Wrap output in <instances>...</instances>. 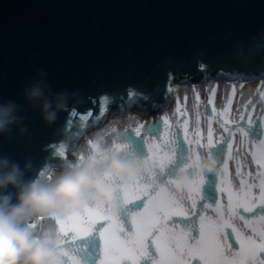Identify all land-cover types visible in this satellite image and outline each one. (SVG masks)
I'll use <instances>...</instances> for the list:
<instances>
[{
	"label": "water",
	"instance_id": "water-1",
	"mask_svg": "<svg viewBox=\"0 0 264 264\" xmlns=\"http://www.w3.org/2000/svg\"><path fill=\"white\" fill-rule=\"evenodd\" d=\"M261 30L264 0H0V100L20 105L27 128L24 136L13 129L11 138H0V154L21 165L29 160V175L37 178L49 160L45 146L62 139L58 129L66 127L73 137L65 144L70 156L108 119L120 120L134 108L150 117L163 114L173 103L174 84L264 82L260 57L246 63L236 58L237 47ZM39 71L47 72L54 93H78L75 117L65 111L45 127L24 105L23 88ZM129 89L150 99L135 97L129 104ZM105 95L113 102L98 121ZM261 132L258 121L253 138L262 140ZM228 152L223 150L226 164ZM65 161L41 179L49 182ZM205 177L219 183V176Z\"/></svg>",
	"mask_w": 264,
	"mask_h": 264
},
{
	"label": "snow or ice",
	"instance_id": "snow-or-ice-1",
	"mask_svg": "<svg viewBox=\"0 0 264 264\" xmlns=\"http://www.w3.org/2000/svg\"><path fill=\"white\" fill-rule=\"evenodd\" d=\"M198 63L199 68L206 71L203 61ZM260 78L264 81V70ZM208 90L212 92L210 86ZM196 91L194 89V93ZM259 91L264 98V84ZM135 97L150 99L147 94L129 89L128 103ZM103 99L105 106L96 114L98 121L107 113V105L113 102L108 95ZM213 102L209 99L207 104ZM225 102L227 107L212 109L215 117L205 107L203 122L190 123L189 119L165 114L161 122L147 123L130 116L133 122L123 131L117 132L112 127L101 132L102 138L109 130L116 133L105 139L106 146L149 160L156 175L118 193L123 209L116 217L107 216L99 207H86L78 216H69L56 224L60 246L71 249L76 240L95 234L100 242L99 254L103 257H98L100 264H264V139H252L257 120H264V105L253 115L252 109L257 106L252 100L243 112L231 108L227 97ZM120 107L123 110L124 104ZM192 108L199 114L195 102ZM190 111L177 109L180 117L189 115ZM76 115V110L71 112L72 117ZM90 116L91 112L83 119ZM260 135L264 136V132ZM244 136L249 137L250 146L252 143L260 145L247 156H242ZM90 142L87 140L88 146ZM213 149H217L216 157L223 169L218 184L205 175L193 177L187 172H184V182L177 183L187 160L212 156ZM224 149L229 150V160L243 161L237 164L231 181L223 160ZM44 150L49 153V160L39 173L45 176L53 164L66 159L68 152L65 145L56 142L46 145ZM77 155L82 160L89 153ZM252 163L257 165L254 171L259 173L258 184L255 179L247 180L241 171ZM247 175L253 176V172ZM237 178L238 184L235 183ZM256 188L258 192L254 191ZM129 223L130 231L125 228ZM66 264H80V261L73 256Z\"/></svg>",
	"mask_w": 264,
	"mask_h": 264
},
{
	"label": "clouds",
	"instance_id": "clouds-1",
	"mask_svg": "<svg viewBox=\"0 0 264 264\" xmlns=\"http://www.w3.org/2000/svg\"><path fill=\"white\" fill-rule=\"evenodd\" d=\"M260 57L264 61V30L237 47L236 58L248 62ZM78 93L53 92L48 74L39 71L23 88L21 99L37 112L41 123L51 127L60 113L74 111ZM13 129L24 136L27 128L20 115V105L0 100V138H11ZM65 145L73 137L67 129L57 130ZM89 155L75 165L65 161L54 181L29 175L32 164L23 165L0 154V264H66L73 257L62 248L55 230L48 224H59L69 216H78L86 207H99L109 217L118 216L123 203L118 193L144 179H153L156 169L143 157L106 146L104 138L93 135ZM184 172L193 177L205 174L221 176L223 169L216 156L203 155L186 161L177 177L184 182ZM79 260L77 257H75Z\"/></svg>",
	"mask_w": 264,
	"mask_h": 264
},
{
	"label": "rangeland",
	"instance_id": "rangeland-1",
	"mask_svg": "<svg viewBox=\"0 0 264 264\" xmlns=\"http://www.w3.org/2000/svg\"><path fill=\"white\" fill-rule=\"evenodd\" d=\"M204 84H206L205 91H204L205 98L201 99L199 94H197L196 96H198L199 99H196V97H195V101L202 102L203 107L204 108L207 107L208 111L213 115V117H215V112H212L213 108L219 109L220 106H222V105L226 106V107L228 106L227 103L225 102V97H227L228 101H231V108H233V109L236 108L233 105V102H235L237 106L239 104L240 108H238V109H240L239 111H241V112L247 110V105H248V102L250 100L254 101L257 107L252 109V114L253 115L259 110V106L264 105V98L261 97L260 91H259L262 84L258 85L253 91H251V94H250L251 98L250 99L245 98V96L247 94H244V93H243L244 97L242 95L239 96L240 95V93H239L240 91L239 90L241 89V87H240V85H237V83L225 84V83H221V82H206ZM239 84H241V83H239ZM242 85H244V84H241V86ZM209 86L212 88V92H209V90H208ZM186 88H188V87H186ZM215 95L220 96L219 104H217V106H215L214 104H211V105L207 104V101L209 99L213 100ZM178 108H179L180 111H185V109H182L181 106H174V107L170 106L163 114H161L159 116L150 117L148 115H145L139 109L134 108L128 114H126L125 116H122L120 120L113 121V120L108 119L104 129H102L101 131H98V132L90 133L86 137V139L83 140L78 145L77 150L72 155L68 156V161H70L71 163H73L75 165L76 163H78L80 161L78 159V155L77 154L84 153L86 155L89 152V146L87 144V140L91 139V137L93 135L101 137V135H100L101 132H103L105 129H110L112 127L116 128L117 132L123 131L129 124H131L133 122V121H131L129 119L130 116L131 117H135L139 121L147 122V123H158V122H161V118L165 114H168L170 117L175 115L178 119H185L186 118V119H189V121H191L189 115H187L185 117H180L178 112H177ZM258 121H260L262 123L263 129H264V120L258 119L257 122ZM247 126L248 125L245 122V127H247ZM221 131H223V130L221 129ZM114 135H116V133H113V132H111L109 130V132L106 134L104 140L105 139H110ZM252 139L257 141L254 138H252ZM242 140H243V143H242V149H243L242 156H247L250 151L251 152H256L259 149V147H260L259 143H252L251 146H250V140H249L248 136H244L242 138ZM233 143H235V141H233ZM145 154H147V150L146 149H145ZM248 159L251 160V156H248ZM242 163H243L242 160L233 161V163H232L233 171H232V174H231L230 178L234 177L235 168H236L237 164H242ZM251 165L254 168H257L256 164L252 163ZM241 171L245 173V178L247 180H253V179L256 180L255 177L247 175V173L249 171H252L251 167H242ZM55 172H60V171H55ZM49 182H51V180ZM235 183H237V184L239 183V179L238 178L235 180ZM258 183H259V180H258ZM254 191L258 192L259 189L256 188V189H254ZM47 227L50 228L49 225ZM99 245H100V242L98 240V237L90 235V236H87V237H83V238H81L79 240H76L73 243L72 248L70 249V251L73 254V256H75V257H77L79 259L80 264H100V260L98 259V257H99V255H100V259H102L103 257H102V254H99Z\"/></svg>",
	"mask_w": 264,
	"mask_h": 264
},
{
	"label": "bare ground",
	"instance_id": "bare-ground-1",
	"mask_svg": "<svg viewBox=\"0 0 264 264\" xmlns=\"http://www.w3.org/2000/svg\"><path fill=\"white\" fill-rule=\"evenodd\" d=\"M242 84V83H241ZM241 84L237 83V85H240L241 89L239 90L240 92V95L239 96H243V93L244 94H247L245 96V98L247 99H250L251 97V91H253L258 85H261V84H264V82H260V81H256V82H251V83H247V84H244L241 86ZM205 87H206V84H203V85H199V86H192V87H183V86H177V84H174L173 86V93H174V100H173V103H172V107L174 106H181L182 109H190V123L193 122V121H201L203 122L204 121V107H203V104L202 102H197L195 101V97L197 94H199V96L201 97V99H204L205 98V94H204V91H205ZM194 89H197L198 91H196L194 93ZM187 91V96L185 95V92ZM228 91V90H227ZM216 96V97H215ZM214 98H213V104L215 106H217V104H219L220 102V96L218 95H215ZM207 98V97H206ZM235 101V100H234ZM193 102H195V104L197 105V107L199 108V114H197V111L195 108H192V105H193ZM233 105L236 107L234 109L236 110H240L238 108L239 107V104L238 106L236 105L235 102H233ZM93 133V132H91ZM67 160H68V156H67ZM233 161L232 160H229V163L227 164V170H228V176H231L232 174V171H233V165H232ZM251 167V170L253 171V177L257 178L258 179V176H259V173L255 172L254 168L252 165H250ZM59 174V172H53L50 176L52 177L51 181H54V179L57 177V175ZM255 175V176H254ZM206 212L210 211L209 209H205ZM49 227L52 229V230H55V224H48ZM47 225V226H48ZM130 223L129 225L125 224V228L126 230H129L130 231ZM93 236H96L95 234H92ZM195 235V233H194Z\"/></svg>",
	"mask_w": 264,
	"mask_h": 264
},
{
	"label": "flooded vegetation",
	"instance_id": "flooded-vegetation-1",
	"mask_svg": "<svg viewBox=\"0 0 264 264\" xmlns=\"http://www.w3.org/2000/svg\"><path fill=\"white\" fill-rule=\"evenodd\" d=\"M228 163H229V161H228ZM228 163H227V164H228ZM220 165H221V167H222V164H220ZM230 177H231V176H228L229 181H231L232 178H233V177H232V178H230ZM219 182H220V177H219ZM256 183L258 184V179H257V178H256ZM225 199H226V198H225Z\"/></svg>",
	"mask_w": 264,
	"mask_h": 264
}]
</instances>
